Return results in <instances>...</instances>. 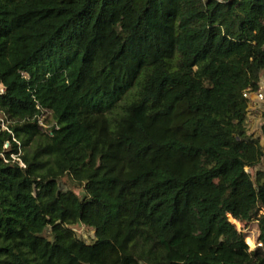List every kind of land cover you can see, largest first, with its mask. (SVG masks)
Segmentation results:
<instances>
[{
    "label": "trees",
    "instance_id": "obj_1",
    "mask_svg": "<svg viewBox=\"0 0 264 264\" xmlns=\"http://www.w3.org/2000/svg\"><path fill=\"white\" fill-rule=\"evenodd\" d=\"M263 72L264 0H0V264H264Z\"/></svg>",
    "mask_w": 264,
    "mask_h": 264
},
{
    "label": "rangeland",
    "instance_id": "obj_2",
    "mask_svg": "<svg viewBox=\"0 0 264 264\" xmlns=\"http://www.w3.org/2000/svg\"><path fill=\"white\" fill-rule=\"evenodd\" d=\"M3 92V87L0 86V93ZM264 111L259 113L256 111H251L250 113V122L248 123L246 129L247 133L250 136H254V138L262 137L261 127L264 123ZM6 128L5 125H3ZM262 143L264 145V137H262ZM253 177L258 171H264V164H260L255 169H246ZM61 188L66 191L67 189L73 188V184L71 183L68 177H64L61 180ZM76 192L83 196L80 190L76 189ZM234 225L237 227L238 231L242 232L246 237V244L249 247L250 251H254L259 241L260 230L257 222L250 223L249 225H243L238 221L232 220ZM75 232L77 236L83 239L86 243L91 244L94 242V232L85 226H78L75 228Z\"/></svg>",
    "mask_w": 264,
    "mask_h": 264
},
{
    "label": "built area",
    "instance_id": "obj_3",
    "mask_svg": "<svg viewBox=\"0 0 264 264\" xmlns=\"http://www.w3.org/2000/svg\"><path fill=\"white\" fill-rule=\"evenodd\" d=\"M219 1H223V0H219ZM243 98L248 103V119H247V125H248L251 119L250 117L251 111H256L259 113L264 111V72L257 88L250 87L246 89L243 93ZM5 148L8 149L9 144H7ZM13 159L18 160L20 162L21 167H25V165L19 159H16V157L14 156ZM257 248H263V244L258 242L256 249Z\"/></svg>",
    "mask_w": 264,
    "mask_h": 264
}]
</instances>
